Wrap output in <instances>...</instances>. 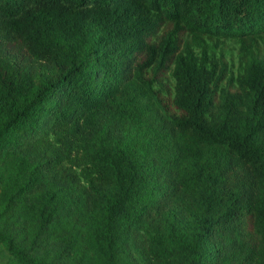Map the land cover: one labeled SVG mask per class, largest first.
I'll return each mask as SVG.
<instances>
[{"label": "trees", "instance_id": "trees-1", "mask_svg": "<svg viewBox=\"0 0 264 264\" xmlns=\"http://www.w3.org/2000/svg\"><path fill=\"white\" fill-rule=\"evenodd\" d=\"M262 35L264 0H0L1 264H264Z\"/></svg>", "mask_w": 264, "mask_h": 264}, {"label": "rangeland", "instance_id": "rangeland-1", "mask_svg": "<svg viewBox=\"0 0 264 264\" xmlns=\"http://www.w3.org/2000/svg\"><path fill=\"white\" fill-rule=\"evenodd\" d=\"M207 51L212 60L219 66L224 67L223 85L233 89L235 87L234 79L242 71L244 62L243 51L240 48V42L233 36H209L207 39ZM253 55L264 57V35L255 39L252 50ZM170 83H174L172 76L169 77ZM2 252L0 253V255ZM2 261H0V264Z\"/></svg>", "mask_w": 264, "mask_h": 264}]
</instances>
